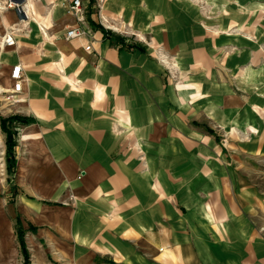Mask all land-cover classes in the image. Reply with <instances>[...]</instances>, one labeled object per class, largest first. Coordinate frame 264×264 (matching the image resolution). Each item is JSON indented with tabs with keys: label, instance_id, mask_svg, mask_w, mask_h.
<instances>
[{
	"label": "crops",
	"instance_id": "1",
	"mask_svg": "<svg viewBox=\"0 0 264 264\" xmlns=\"http://www.w3.org/2000/svg\"><path fill=\"white\" fill-rule=\"evenodd\" d=\"M27 5L26 24L0 14V37L7 27L16 41L0 43L1 89L11 92L12 67L22 68L20 102L0 111L34 120L18 128L13 175L0 132V264H23L16 218L29 264H252L246 215L257 195L245 177L247 160L264 156L255 106L264 95L206 98L200 88L177 98L146 45L119 51L91 29L87 53L64 39L74 20L63 0ZM103 16L108 30L152 35L165 49L184 24L171 0H107ZM249 106L256 115L239 112ZM209 123L228 134L229 150Z\"/></svg>",
	"mask_w": 264,
	"mask_h": 264
},
{
	"label": "rangeland",
	"instance_id": "2",
	"mask_svg": "<svg viewBox=\"0 0 264 264\" xmlns=\"http://www.w3.org/2000/svg\"><path fill=\"white\" fill-rule=\"evenodd\" d=\"M171 1L183 15L184 24L172 26L173 35L177 40L174 39V45L170 49H165L162 41L156 45L151 41L152 35H146L141 39L126 31L119 33L113 28L115 32L109 31L131 43H138L144 47L146 45L150 53L153 50V54L157 55L152 56V59L163 66L160 79L165 88H172L177 98L182 97L181 91H185L189 98H194L197 91L204 88L202 91L207 93L206 98L234 96L236 100H241V97L246 95L251 98L258 97L260 99L253 100L260 101V96L264 95V0ZM101 18L108 27L103 13ZM86 19H90V14L86 15ZM107 27L104 28L108 30L110 27ZM5 28L7 33V27ZM186 32L198 38V41L186 40ZM201 48L204 52L196 56L194 52ZM191 54L195 56H190ZM251 77L261 82L252 84ZM8 95V93L0 94V106L1 103L3 105L7 102L12 103L11 99H6ZM204 101L206 102V99ZM189 105L192 107L191 104ZM255 106L258 107L257 116L264 114L261 112V107L264 106ZM247 108H250L248 112L243 110L239 112H243L246 116L256 115L250 106ZM0 112V117L6 118L3 117L7 116L6 109ZM209 125L219 134L217 142L220 143L217 145L226 151L229 150L228 134L220 126L215 127L212 123ZM17 137L18 135L16 140ZM225 155L220 156L221 163L225 160ZM230 160L231 158L227 163H230ZM247 162L252 165V169L247 172L245 178L257 195L252 196V209L246 215L252 228L250 239L252 249L249 255L252 264H264V247H262L264 246V156L252 158Z\"/></svg>",
	"mask_w": 264,
	"mask_h": 264
},
{
	"label": "built area",
	"instance_id": "3",
	"mask_svg": "<svg viewBox=\"0 0 264 264\" xmlns=\"http://www.w3.org/2000/svg\"><path fill=\"white\" fill-rule=\"evenodd\" d=\"M32 1L37 0H0V14L4 12H13L18 22L26 23L28 21L26 6ZM106 1L107 0H63V7L66 13L74 20V25L65 30L64 39L67 42H76L85 52L92 53L91 28L89 26V20L86 19V15L90 14V18H94L92 21L103 27L104 22L102 21L101 15ZM1 42L4 48H14L16 45L14 33L10 30L7 31V33L2 36ZM10 80L12 82V88L9 97H11L12 103H18L20 102L19 96L22 92V68L19 64L12 67Z\"/></svg>",
	"mask_w": 264,
	"mask_h": 264
},
{
	"label": "trees",
	"instance_id": "4",
	"mask_svg": "<svg viewBox=\"0 0 264 264\" xmlns=\"http://www.w3.org/2000/svg\"><path fill=\"white\" fill-rule=\"evenodd\" d=\"M89 26L92 30L100 31L103 35V40H109L110 44L117 47L119 51L137 50L140 53H145L146 48L138 43H131L129 40L124 39L120 36L114 35L111 31L105 30L100 24L89 20ZM34 123V120L29 118L20 117L17 115H12L6 118L0 117V132L4 135V145H5V165L7 175H13L16 166V156H15V146H16V136L18 135L19 126H27ZM205 131L214 135L213 131L205 128ZM216 141H218L217 136H215ZM14 231L16 240L19 246L20 254L23 258V264H29V254L25 245L24 236L25 231L23 230L19 218L15 219ZM29 232H35L33 227H29Z\"/></svg>",
	"mask_w": 264,
	"mask_h": 264
},
{
	"label": "bare ground",
	"instance_id": "5",
	"mask_svg": "<svg viewBox=\"0 0 264 264\" xmlns=\"http://www.w3.org/2000/svg\"><path fill=\"white\" fill-rule=\"evenodd\" d=\"M28 4H29V3H28ZM27 7L29 8V5H27ZM29 13H30V12H29V10H28V12H27L28 20L30 19V18H29V17H30V14H29ZM21 24H26V23H21ZM5 33H6V32H5ZM5 33H4V34H5ZM0 39H1V37H0ZM0 43H1V46H2V42H0ZM2 47H3V46H2ZM0 50L2 51V48H0ZM1 93H8V94H11V92H10V91L8 92L7 89H1V87H0V94H1ZM8 96H9V95H8ZM10 98H11V97H7L6 99H7V100H10Z\"/></svg>",
	"mask_w": 264,
	"mask_h": 264
}]
</instances>
